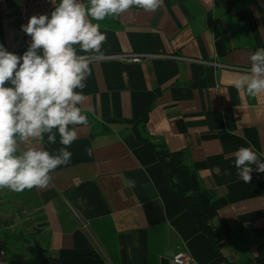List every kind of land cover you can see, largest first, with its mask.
Returning <instances> with one entry per match:
<instances>
[{
    "label": "crops",
    "instance_id": "crops-1",
    "mask_svg": "<svg viewBox=\"0 0 264 264\" xmlns=\"http://www.w3.org/2000/svg\"><path fill=\"white\" fill-rule=\"evenodd\" d=\"M16 4L0 0V43L22 54L7 14ZM93 23L107 39L92 60L81 105L89 124L77 126L70 162L44 188L0 189L9 259L38 264L75 249L95 251L103 264H174L181 247L194 264H264V173L253 166L244 183L233 156L251 147L264 161V94L231 86L264 47V0H164L153 12L133 7ZM121 54L147 56L131 62ZM146 141L181 153L194 170L215 209L212 237ZM41 146L62 147L59 136ZM27 235L36 247L18 262L4 239Z\"/></svg>",
    "mask_w": 264,
    "mask_h": 264
},
{
    "label": "clouds",
    "instance_id": "clouds-1",
    "mask_svg": "<svg viewBox=\"0 0 264 264\" xmlns=\"http://www.w3.org/2000/svg\"><path fill=\"white\" fill-rule=\"evenodd\" d=\"M163 3L57 0L50 14L32 15L21 25L31 37L26 51L16 54L0 43V189L44 188L51 173L70 162L68 149L78 138L77 126L89 124L81 107L92 75L89 55L99 59L107 39L93 21L119 17L133 7L153 12ZM249 62L231 86L250 96L264 94V47L256 48ZM57 136L62 147L56 151L41 146L56 144ZM86 152L93 154L91 148ZM233 156L237 176L244 183L251 181L253 166L264 173V161L251 147L241 146Z\"/></svg>",
    "mask_w": 264,
    "mask_h": 264
},
{
    "label": "trees",
    "instance_id": "trees-1",
    "mask_svg": "<svg viewBox=\"0 0 264 264\" xmlns=\"http://www.w3.org/2000/svg\"><path fill=\"white\" fill-rule=\"evenodd\" d=\"M157 155L166 174L177 189L181 200L195 219L199 229L213 236L212 219L215 209L208 193L202 189L194 170L184 162L179 152H170L162 145L145 142ZM38 264H103L100 256L93 250L63 249L56 256H46Z\"/></svg>",
    "mask_w": 264,
    "mask_h": 264
},
{
    "label": "built area",
    "instance_id": "built-area-1",
    "mask_svg": "<svg viewBox=\"0 0 264 264\" xmlns=\"http://www.w3.org/2000/svg\"><path fill=\"white\" fill-rule=\"evenodd\" d=\"M57 0H17V4L11 14V17L16 21L18 26V33L15 39V49L22 50L27 49L31 42V37L28 36L21 29L22 24H26L32 15L50 14L54 9ZM86 55V54H85ZM147 55L145 54H121L117 57L123 60L131 62H139ZM102 58L101 56L99 59ZM90 60H97L94 55H89ZM2 237L0 229V264H13L8 258L5 248L2 246ZM174 264H194V260L190 254H188L183 248H177L176 253L172 258Z\"/></svg>",
    "mask_w": 264,
    "mask_h": 264
},
{
    "label": "rangeland",
    "instance_id": "rangeland-1",
    "mask_svg": "<svg viewBox=\"0 0 264 264\" xmlns=\"http://www.w3.org/2000/svg\"><path fill=\"white\" fill-rule=\"evenodd\" d=\"M27 239L28 241H23L22 239L18 238H14L13 240H10L8 238L4 239L5 246L11 251L13 259L18 262L20 261L19 259H22L23 257L26 259V256H22L23 254H27L31 250V248L36 247V242L33 236L27 235Z\"/></svg>",
    "mask_w": 264,
    "mask_h": 264
}]
</instances>
